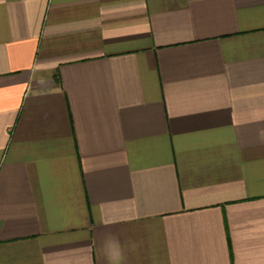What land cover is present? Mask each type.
Wrapping results in <instances>:
<instances>
[{
  "label": "crops",
  "instance_id": "crops-1",
  "mask_svg": "<svg viewBox=\"0 0 264 264\" xmlns=\"http://www.w3.org/2000/svg\"><path fill=\"white\" fill-rule=\"evenodd\" d=\"M0 264H264V0H0Z\"/></svg>",
  "mask_w": 264,
  "mask_h": 264
}]
</instances>
